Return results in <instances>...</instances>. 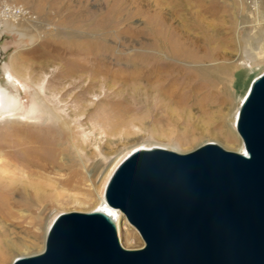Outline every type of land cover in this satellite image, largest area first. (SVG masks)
<instances>
[{
	"label": "rangeland",
	"instance_id": "374dc122",
	"mask_svg": "<svg viewBox=\"0 0 264 264\" xmlns=\"http://www.w3.org/2000/svg\"><path fill=\"white\" fill-rule=\"evenodd\" d=\"M8 1L36 18L0 28V141L17 128L48 137L51 149L48 169L18 173L39 183L11 201L25 217L0 212V225L32 246L0 264L41 252L59 214L102 206L111 174L137 147L241 151L237 111L264 72V0L257 9L244 0ZM0 146L11 155L21 145ZM19 156L23 168L38 152ZM11 175L0 162V209ZM121 217V244L142 247Z\"/></svg>",
	"mask_w": 264,
	"mask_h": 264
},
{
	"label": "water",
	"instance_id": "95a60500",
	"mask_svg": "<svg viewBox=\"0 0 264 264\" xmlns=\"http://www.w3.org/2000/svg\"><path fill=\"white\" fill-rule=\"evenodd\" d=\"M245 151L215 142L179 153L138 148L115 168L107 204L144 239L124 247L105 209L59 214L45 248L11 264H264V72L236 120Z\"/></svg>",
	"mask_w": 264,
	"mask_h": 264
},
{
	"label": "bare ground",
	"instance_id": "6f19581e",
	"mask_svg": "<svg viewBox=\"0 0 264 264\" xmlns=\"http://www.w3.org/2000/svg\"><path fill=\"white\" fill-rule=\"evenodd\" d=\"M32 20H34V19H31L28 21H32ZM7 23L8 22H6L5 24H7ZM10 23H13V22H10ZM13 24H15V23H13ZM176 43H177V41H176ZM85 48L86 47H84V50H85ZM251 83H250V86H251ZM250 86H249V88H250ZM249 88H248L246 94L248 93ZM246 94H245V96H246ZM245 96L243 97V99L245 98ZM4 100H6L5 99V93L0 91V103H2ZM239 108H238V111H239ZM238 111H237V115H238ZM237 115H236V120H237ZM16 129L14 130L15 132L13 131L12 133L11 132L9 133L8 136H12L11 137L12 139L9 141V143L4 144V142L0 141V145H6V146H10V145L14 146L15 144L21 145V146H18V148H16L14 150V153L11 155H9V154L6 155L5 153L2 152V150H0L1 165L4 168H6L10 173H12L11 179H9L8 182H5L4 183L5 185L3 184L4 186L8 187L7 188L8 191L2 197V201H1L2 202V209H0V212L4 213L5 220L10 219L11 222H13V220H15L18 217H25V214H18V212H17L18 210H15L13 208V206H11V203H12L11 201H12V199H14V195L16 193H18L21 195L23 200L26 201L27 195L28 194L31 195V193L28 192L29 186L33 187V189H34V187H36L39 184V183L36 184L35 181H33L31 179L27 180V179L22 178L23 177L22 175H21L22 177L18 176V173H20V171L24 170L25 168L31 169L32 166H39L41 168L48 169V166L45 165L43 162L46 161V159H47V157L45 156V152L48 151V149H51V141L48 137H43V136H40L39 134L37 135L35 133L34 134H23V133L21 134L20 132L18 133V131L16 133ZM240 145H241V143H240ZM138 148H151V147L141 146V147H137L135 149H138ZM31 149L38 152V157L34 158L33 160L32 159L28 160L27 163L25 165H23L24 167L22 168L21 164L15 160L18 157H20L19 155H21L22 153H25L26 151L31 150ZM243 151H245L244 144H243L242 149H241V152H243ZM1 155L4 157H2ZM5 157L7 159L9 158L8 161L5 159ZM13 161H15V162L12 163ZM31 171L33 172V170H31ZM103 198H104V204L102 206L95 208V209H105L107 211L114 213L117 217V225L119 222V228L121 229V223H122V218H123V217H121L122 213L119 212L118 210L111 208L107 204V202L105 200V196H103ZM119 214H120V216H119ZM22 233H24V231H21V232L18 231L17 232L16 230L9 228L8 226L0 225V262L3 259H5L6 255L8 253H12V252L13 253H20L23 250H27L30 248V246H32V241H30L29 239L22 236L21 235ZM19 256H21V255H19Z\"/></svg>",
	"mask_w": 264,
	"mask_h": 264
},
{
	"label": "built area",
	"instance_id": "2783aa9c",
	"mask_svg": "<svg viewBox=\"0 0 264 264\" xmlns=\"http://www.w3.org/2000/svg\"><path fill=\"white\" fill-rule=\"evenodd\" d=\"M244 1L253 9H257L260 3V0ZM35 18V15L21 3L0 0V28H2L6 22L18 24Z\"/></svg>",
	"mask_w": 264,
	"mask_h": 264
}]
</instances>
